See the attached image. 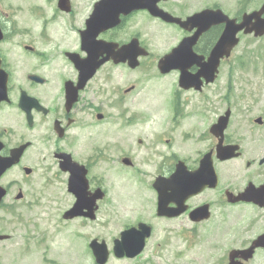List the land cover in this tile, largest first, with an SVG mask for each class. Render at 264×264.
<instances>
[{"label": "flooded vegetation", "instance_id": "1", "mask_svg": "<svg viewBox=\"0 0 264 264\" xmlns=\"http://www.w3.org/2000/svg\"><path fill=\"white\" fill-rule=\"evenodd\" d=\"M101 1L0 0V167L9 165L0 175V210L18 212L42 199L50 165L60 167L69 154L85 167L90 191L104 190L106 221L121 220L122 230L151 226L136 258L150 246L157 255L174 244L181 247L175 259L182 258L199 244L207 264H264V88L230 72L247 69L254 37L239 34L211 82L196 77L225 23L192 45L201 60L188 63L190 56L178 54L179 67L164 72L160 60L197 28L182 30L144 10L113 24L105 8L96 16ZM155 1L182 19L214 8L236 23L255 6L254 0L245 9L239 0ZM247 39L248 48L241 46ZM87 48L95 50L93 62L70 60L68 54L91 60ZM182 69L196 87L181 85ZM60 173L65 189L70 174ZM119 174L127 186L125 206H112ZM162 210L178 215L163 217ZM160 227L168 233L150 245Z\"/></svg>", "mask_w": 264, "mask_h": 264}, {"label": "rangeland", "instance_id": "2", "mask_svg": "<svg viewBox=\"0 0 264 264\" xmlns=\"http://www.w3.org/2000/svg\"><path fill=\"white\" fill-rule=\"evenodd\" d=\"M264 0H254L258 7ZM247 0H239V7H244ZM26 7V6H25ZM249 41V40H248ZM246 41V42H248ZM167 44L162 45L166 47ZM243 46V43L241 44ZM252 60L247 55L245 61L248 66L244 73H231L234 78L247 80L259 89L264 88V37L257 39L252 44ZM247 48V45L245 46ZM240 53L243 50L239 51ZM228 67H225L224 78L227 79ZM52 177V186L49 187L50 194L38 205L31 206L16 215H10L0 211V234H9L10 240L0 242V263L1 264H95L89 242L97 237L106 239L107 242L123 229L121 220L106 221L104 213L107 204L104 203L96 223L84 221L83 219L74 222H66L63 219V212L70 207L71 197L67 192L62 191L61 179ZM123 177L119 174L114 177L112 189L113 204L122 205L123 194L127 189ZM136 191L137 190H131ZM46 200L49 202L46 203ZM168 231L160 227L157 234L151 240L150 245L161 242V235ZM161 234V235H160ZM177 244L182 242L176 239ZM110 248V247H109ZM181 248V247H180ZM175 244L170 247V252L162 247L159 253L152 255L153 247L143 256L132 260H116L110 258L107 264H207L205 257H202V248L199 244L192 249V255H183L176 258L180 250ZM181 257V256H180ZM189 259H191L189 261Z\"/></svg>", "mask_w": 264, "mask_h": 264}, {"label": "water", "instance_id": "3", "mask_svg": "<svg viewBox=\"0 0 264 264\" xmlns=\"http://www.w3.org/2000/svg\"><path fill=\"white\" fill-rule=\"evenodd\" d=\"M263 13H264V5L262 6V8L259 12H255L251 15H246L244 17V21L242 24L236 25L235 23H232V24H234L233 26L227 27L225 34L222 36V39L220 40V42L218 44L219 51L216 50L213 53V57L216 59V64L213 67L209 68L211 73H213V75H214L215 71L217 70L220 58H222L224 55H228L229 51H230V50L229 51H227V50L223 51L221 49L223 47H225L226 49L231 48L236 44L237 40L235 39V35L238 31H240L244 27H246V29H247L246 32L255 31L256 36H262L264 34V18L261 17L263 15ZM215 14H221L222 15V13H220V12L215 13L212 11H204L198 15H195L194 17L190 18L187 22H184V23H182V22H180V20H176V19H172V21H177L184 28H187V26L192 24V23L200 25V24H204V22H207L208 24H213V23H216L219 21H223L222 18H217V15H215ZM212 15L214 16L215 19L212 18ZM254 18H256L255 23L252 21ZM207 23H205V24H207ZM181 46L177 50H175L174 52H177L181 48ZM171 55L166 57V59L162 63L169 62L171 60L170 59ZM77 183H78L77 180H75V174L73 173L72 180H71V190H73L74 192H75V189H74L73 185L77 184ZM84 184L86 185V188H87V181L85 179H84ZM76 194L79 195L78 201L70 211L66 212V214L64 215V218L73 219L79 215H84V216L93 218L94 217V210H93L94 201L96 199H99L101 196L98 195V196H95V198L90 199V198L86 197L84 194H78V193H76ZM1 196H2V194L0 193V198H1ZM83 209H88V212L83 213L82 212ZM148 232H149V229L145 235H148ZM4 238L5 237H0V239H4ZM144 239H145V236H144V238L139 240V245L129 249V250H132L133 252H129V250H127V253L130 257H134L138 253H140V251L142 250L143 244H144ZM132 243L133 242H131V244ZM128 245H129V242L126 241V233H123L122 241L117 240L115 242L116 255L119 257L123 256L125 249H127ZM91 247L94 250L97 262L99 264H105L107 262L108 256H109L108 250L106 248V244L104 242L101 244H98V242L96 240H94L91 244Z\"/></svg>", "mask_w": 264, "mask_h": 264}]
</instances>
